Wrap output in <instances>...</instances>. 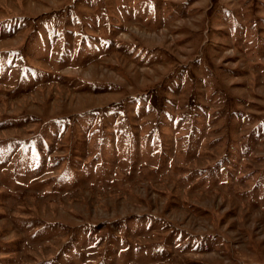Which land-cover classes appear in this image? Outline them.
<instances>
[{"label": "rangeland", "instance_id": "rangeland-1", "mask_svg": "<svg viewBox=\"0 0 264 264\" xmlns=\"http://www.w3.org/2000/svg\"><path fill=\"white\" fill-rule=\"evenodd\" d=\"M0 264H264V0H0Z\"/></svg>", "mask_w": 264, "mask_h": 264}]
</instances>
